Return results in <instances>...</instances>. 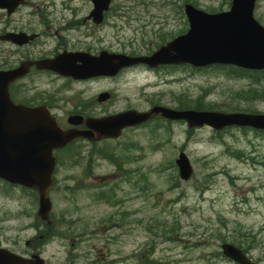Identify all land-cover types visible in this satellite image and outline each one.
Instances as JSON below:
<instances>
[{
	"label": "rangeland",
	"instance_id": "1",
	"mask_svg": "<svg viewBox=\"0 0 264 264\" xmlns=\"http://www.w3.org/2000/svg\"><path fill=\"white\" fill-rule=\"evenodd\" d=\"M231 1L113 0L111 37L121 36L130 54H144L187 31L186 2L221 12ZM254 15L264 26V0H256ZM6 22L7 17L0 19V32ZM3 41L0 48H9ZM11 61L0 57V65ZM99 84L89 86L84 98L70 83L45 96L57 92L46 99L58 106L60 119L88 100L104 115L182 103L194 110L264 113V79L256 82L228 69L179 66L150 73L137 68L112 79L107 87L113 98L103 105L92 102L94 94L109 90ZM181 151L193 169L187 180L175 162ZM58 157L49 191L52 230L37 216L33 192L0 182V247L39 252L48 264H240L223 254L227 242L264 264L261 131L189 128L184 121L157 117L125 129L117 139L77 140Z\"/></svg>",
	"mask_w": 264,
	"mask_h": 264
},
{
	"label": "water",
	"instance_id": "2",
	"mask_svg": "<svg viewBox=\"0 0 264 264\" xmlns=\"http://www.w3.org/2000/svg\"><path fill=\"white\" fill-rule=\"evenodd\" d=\"M24 0H0V7L9 13ZM95 4L91 16L96 22L108 9L111 0H91ZM256 0H232L230 10L209 13L192 3H186L184 11L190 28L150 55H107L96 58L64 54L54 59L34 62L38 68L57 71L75 78L97 75H115L122 67L139 63L150 67L164 64L189 63L195 67L213 64H231L237 67L264 70V26L254 17ZM22 35L7 34L4 39L22 43ZM28 39V38H27ZM22 41V42H20ZM81 61L82 64H77ZM32 62H25L14 71H0V177L15 184L36 190L39 194L38 216L51 223V200L48 191L53 182L55 157L53 151L75 138L97 140L118 137L125 127L139 125L157 115L171 120H185L189 127L250 126L264 130V114L244 112L175 110L155 105L148 111L130 109L118 114L87 122L91 130L63 131L47 108H30L13 105L8 97V85L27 72ZM103 94L100 100H105ZM78 124L77 116L69 119ZM180 176L187 180L193 173L189 158L184 152L176 159ZM225 256L240 264H257L240 248L223 243ZM0 264H45L37 254L33 259L0 248Z\"/></svg>",
	"mask_w": 264,
	"mask_h": 264
},
{
	"label": "flooded vegetation",
	"instance_id": "3",
	"mask_svg": "<svg viewBox=\"0 0 264 264\" xmlns=\"http://www.w3.org/2000/svg\"><path fill=\"white\" fill-rule=\"evenodd\" d=\"M93 9L94 4L91 2H30L29 0L19 3L11 13L7 9L0 8V19L4 22V18L7 17V22L4 23V28L0 32V38L5 34H12L22 35L20 39L23 41L27 40L24 42L20 41L22 43L11 40L3 41V43L9 45V48L4 46L0 48V57L7 55L8 58H12V61L8 65H0V70H15L20 68L25 61L52 59L61 54H64L66 57L82 55L88 58L100 57L102 54L136 55L130 54L126 50V43L121 39V36H119V40L117 41L111 37L112 8L110 7L103 13L100 22H96L94 17L91 16ZM76 63L79 65L82 64L81 61H77ZM168 67L171 66L149 69L148 66L139 64L124 68L113 77L91 76L77 80L71 76H64L50 69H40L34 63L25 75L13 80L9 84V98L14 104H23L30 107L45 105L51 111L52 115L56 117L61 128H75L86 131L88 129L86 124L88 117H100L104 115L103 112H95V105L97 103H91L88 100L84 103V105H87L86 107L78 105L81 108L68 112L66 119H60L57 112L58 106H53L47 100L56 98L57 92L45 96V91L50 92L53 88H61L62 83H70V88L80 89L79 93L84 98L88 95L85 90L89 89V86H93L96 82H99V85L103 86L104 84V88H109V90L102 92H108L110 97L105 101H100L98 96L102 92H99L97 94L98 96L94 94L92 102L97 100L101 102L98 105H103L113 98L111 88L107 87L111 85L112 79L137 68H141L145 72L153 73ZM33 75H37L38 78L35 79ZM57 80H61V82L54 84ZM44 81H46L45 86L43 85ZM73 83H77V86H74ZM92 90L94 91V89ZM73 114H76L74 116L77 117H83L82 119H78L79 124L69 123L68 120ZM77 140L89 142L81 138ZM68 146L55 152L57 159L56 165L59 163V152L68 148ZM0 182L13 186V184L2 179H0Z\"/></svg>",
	"mask_w": 264,
	"mask_h": 264
},
{
	"label": "trees",
	"instance_id": "4",
	"mask_svg": "<svg viewBox=\"0 0 264 264\" xmlns=\"http://www.w3.org/2000/svg\"><path fill=\"white\" fill-rule=\"evenodd\" d=\"M217 67H215V68H217ZM220 68L228 69L230 74L240 75V76L249 77V78L253 77V78H255L256 82L264 79V70H262V71H251V70H244L241 68H237L234 66H229V67L220 66V67H218V69H220ZM181 105L183 107H179V108H190V106H188L187 104L182 103Z\"/></svg>",
	"mask_w": 264,
	"mask_h": 264
}]
</instances>
